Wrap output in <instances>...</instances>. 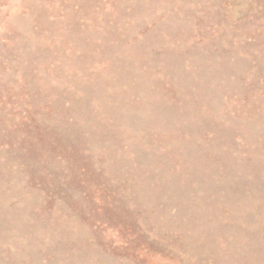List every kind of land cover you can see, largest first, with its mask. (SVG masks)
<instances>
[{"label":"rangeland","instance_id":"374dc122","mask_svg":"<svg viewBox=\"0 0 264 264\" xmlns=\"http://www.w3.org/2000/svg\"><path fill=\"white\" fill-rule=\"evenodd\" d=\"M0 264H264V0H0Z\"/></svg>","mask_w":264,"mask_h":264}]
</instances>
